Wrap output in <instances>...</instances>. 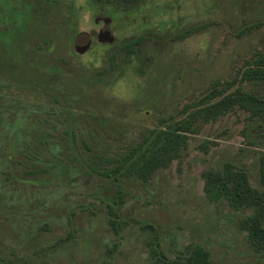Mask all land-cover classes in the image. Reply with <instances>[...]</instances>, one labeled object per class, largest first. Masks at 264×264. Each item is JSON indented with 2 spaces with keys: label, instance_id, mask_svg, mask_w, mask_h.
<instances>
[{
  "label": "rangeland",
  "instance_id": "1",
  "mask_svg": "<svg viewBox=\"0 0 264 264\" xmlns=\"http://www.w3.org/2000/svg\"><path fill=\"white\" fill-rule=\"evenodd\" d=\"M74 1L81 6L79 30L96 35L107 27L122 42L142 33L148 20L149 27L168 33L162 42L146 45L153 56L148 66L144 58L143 64L134 60L135 68L119 67L108 78L119 76L104 87L111 100L97 99L106 107L105 133L97 116L88 117L112 149L137 139L160 117L184 119L185 106L198 100L210 81L230 78L264 49V0H141L130 7L127 21L119 9V19L108 25L95 23L105 15L88 0ZM103 49L71 56L69 68L105 64ZM244 127L242 114L228 113L192 133L169 167L147 182L130 181L118 209V234L102 199L111 191L107 184L81 176L56 179L45 188L7 187L0 200V264H157L154 240L170 258L198 244L209 251L212 264H264V250H255L238 224L252 211L209 200L204 192L205 172L227 161L244 168L251 184L260 187L264 137L248 138ZM88 133L94 134L90 128Z\"/></svg>",
  "mask_w": 264,
  "mask_h": 264
},
{
  "label": "trees",
  "instance_id": "2",
  "mask_svg": "<svg viewBox=\"0 0 264 264\" xmlns=\"http://www.w3.org/2000/svg\"><path fill=\"white\" fill-rule=\"evenodd\" d=\"M140 1L87 2L112 21L119 19L120 9L127 21L130 7ZM80 12L74 0H0V200L7 187L45 188L56 179L86 176L111 187L102 199L108 223L118 234V209L127 184L147 182L169 167L187 148L190 135L203 125L228 113L242 114L245 136L264 137V49L256 50L230 78L210 81L199 99L185 106L184 119L160 117L155 127L112 149L87 123L88 117L97 116L94 119L105 133L106 107L97 99L111 100L104 87L119 76L110 83L108 78L119 67L143 64L142 58L148 66L153 56L146 53V45L162 42L168 33L149 27L146 20L139 35L122 42L115 37L111 43L99 42L98 32L79 30ZM89 40L84 52L76 50ZM99 46L107 48L100 55L105 64L85 68L79 62L69 68L71 56L80 58ZM89 128L94 134L88 133ZM259 184L254 187L248 172L228 161L205 172L204 192L209 200L252 211L238 224L257 251L264 250V153L259 157ZM159 245L154 240L151 249L157 264H212L209 251L201 245L194 244L173 258Z\"/></svg>",
  "mask_w": 264,
  "mask_h": 264
},
{
  "label": "water",
  "instance_id": "3",
  "mask_svg": "<svg viewBox=\"0 0 264 264\" xmlns=\"http://www.w3.org/2000/svg\"><path fill=\"white\" fill-rule=\"evenodd\" d=\"M100 19L103 21L105 25H108V23L111 21V18L108 16L95 18L94 21L98 22V20ZM97 39L99 42H110L111 43L114 40V36L112 35V32L106 28L105 30H101L100 32H98ZM89 44H90V40L88 41L87 44L83 46H75V48L79 52H84L89 47Z\"/></svg>",
  "mask_w": 264,
  "mask_h": 264
},
{
  "label": "flooded vegetation",
  "instance_id": "4",
  "mask_svg": "<svg viewBox=\"0 0 264 264\" xmlns=\"http://www.w3.org/2000/svg\"><path fill=\"white\" fill-rule=\"evenodd\" d=\"M96 18H98V17H96ZM100 20H98V22H99ZM98 22H95V23H98ZM103 22V21H102ZM107 27H103V28H99V30H98V32H100L101 30H105Z\"/></svg>",
  "mask_w": 264,
  "mask_h": 264
}]
</instances>
